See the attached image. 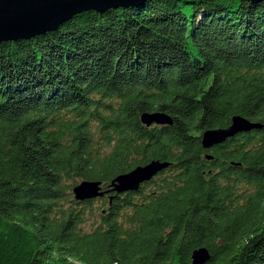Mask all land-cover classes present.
Segmentation results:
<instances>
[{"label":"trees","instance_id":"1","mask_svg":"<svg viewBox=\"0 0 264 264\" xmlns=\"http://www.w3.org/2000/svg\"><path fill=\"white\" fill-rule=\"evenodd\" d=\"M170 125H142L144 111ZM233 115L263 126L204 149ZM209 155V158H207ZM158 159L136 191L76 200ZM264 264V0H146L0 41V264Z\"/></svg>","mask_w":264,"mask_h":264},{"label":"water","instance_id":"2","mask_svg":"<svg viewBox=\"0 0 264 264\" xmlns=\"http://www.w3.org/2000/svg\"><path fill=\"white\" fill-rule=\"evenodd\" d=\"M256 3L261 0H247ZM141 0H0V41L29 38L56 27L86 10L103 11L116 6L140 7ZM142 125H170L171 118L160 111H144L139 115ZM259 122L250 121L240 115H233L226 127L214 128L200 134V144L207 149L220 144L240 132L261 128ZM209 158V155H207ZM167 161L152 159L143 165L113 177L107 189H100V182L82 180L74 185L71 193L74 199L82 201L101 196L108 191L119 194L136 191L139 186L168 166ZM208 259L203 247L193 249L190 264H202Z\"/></svg>","mask_w":264,"mask_h":264},{"label":"rangeland","instance_id":"3","mask_svg":"<svg viewBox=\"0 0 264 264\" xmlns=\"http://www.w3.org/2000/svg\"><path fill=\"white\" fill-rule=\"evenodd\" d=\"M146 0H141L140 5H142ZM117 7H129V6H116V7H111V8H117ZM88 11V10H86ZM104 11V10H103ZM98 12H102V11H98ZM231 138V137H230ZM228 139V138H227ZM155 176V175H154Z\"/></svg>","mask_w":264,"mask_h":264}]
</instances>
